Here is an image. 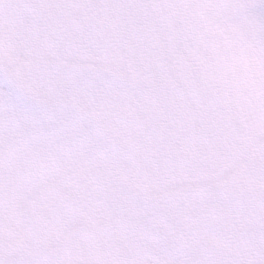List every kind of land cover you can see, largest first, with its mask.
I'll return each mask as SVG.
<instances>
[{"label":"rangeland","instance_id":"obj_1","mask_svg":"<svg viewBox=\"0 0 264 264\" xmlns=\"http://www.w3.org/2000/svg\"><path fill=\"white\" fill-rule=\"evenodd\" d=\"M0 264H264V0H0Z\"/></svg>","mask_w":264,"mask_h":264},{"label":"bare ground","instance_id":"obj_2","mask_svg":"<svg viewBox=\"0 0 264 264\" xmlns=\"http://www.w3.org/2000/svg\"><path fill=\"white\" fill-rule=\"evenodd\" d=\"M68 117H72V115H71V113L69 112L68 113V115H67ZM81 128V130H82V132H86V133H84V134H81V133H77V135H75L74 137H89V142H91V144H93V140H95V142H96V139L94 138V136L92 135V134H90L89 133V131L88 130H86L83 126L82 127H80ZM185 127L183 126V127H178V129H176V130H178V131H175V129L173 130L172 129V131H174V132H176V133H178V132H182L183 131V129H184ZM85 130V131H84ZM88 131V132H87ZM89 135H88V134ZM177 137H180V136H177ZM93 139V140H92ZM94 145V144H93ZM78 156V154H76V153H68L65 157H67V161H68V163H70V164H72V163H75V160H76V157ZM76 164V163H75ZM82 217H85L86 219L88 218V217H86L85 215H83V216H81V218ZM89 219V218H88Z\"/></svg>","mask_w":264,"mask_h":264}]
</instances>
